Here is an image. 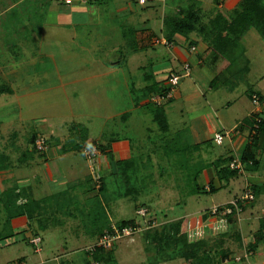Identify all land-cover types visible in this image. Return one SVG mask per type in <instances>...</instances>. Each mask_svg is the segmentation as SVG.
<instances>
[{
  "label": "rangeland",
  "instance_id": "obj_1",
  "mask_svg": "<svg viewBox=\"0 0 264 264\" xmlns=\"http://www.w3.org/2000/svg\"><path fill=\"white\" fill-rule=\"evenodd\" d=\"M202 1L205 12H203L201 4L195 0H174L173 3H176L177 6L182 3L184 8L188 4L199 8L202 10V12L200 11V22L206 23L208 21L206 15L209 13L207 6L212 0ZM157 5L160 7L154 8L159 10L158 16H161L164 4L157 2ZM98 8L97 10L96 6L93 9L92 15L95 17L93 16L91 23L81 27V30H77L76 39L67 41L61 37L62 35L67 37L75 32L72 27H68V30L63 32L64 34H56L55 37L48 32L44 34L45 37L41 41L42 47L34 50V52H41L42 48V52H47L46 49H52L57 52L59 64L60 61H65L64 64H60V72L63 74L61 75L62 81L59 82L60 86L51 77L53 72L49 71H46L45 74L47 81L35 79L32 82H27L21 69L19 73L15 72L12 75V66L9 61L13 56L4 57V55L1 58L0 154L4 153L8 156L10 167L0 176V264H93L84 255L83 249L93 243L96 235L106 228L107 221L104 213L106 218L112 216L113 221L117 223L122 220L136 219L145 225L148 219L139 215L135 208L147 207L150 208V211H155L156 218L161 220V223L159 222L156 226L161 227V224L177 220L180 217H192L194 220L199 212L211 208L214 204L230 201L229 199L233 195H239L242 191L241 187L245 180L243 176L238 175L232 177L230 181L225 179L228 183L223 181V186L215 192L205 190L196 195L192 193L195 185L204 186L206 183L203 169L209 167L208 164L214 160L213 158L218 153L225 154V148H231L232 145L228 139H225L224 144L219 145L213 137L212 148L215 151L203 154L205 151L196 150L191 145L195 140L187 134V129L193 123L198 125V121L196 118L193 119V115L196 116L199 110L202 111L204 107H212L213 110L207 114L206 126L210 128L211 133L216 130L220 131L223 129V124L218 122L216 115L222 118L224 115H228L227 119L232 125L237 122L236 119L242 118L252 109L250 98L253 92H259L264 96V34L254 27L244 34L237 48V52L241 56H236V67L232 65L231 68H227L229 61L223 59L222 66L225 70L223 72L229 77L230 83L228 82L224 86L222 84L216 90L207 91L206 96L202 93V86L194 79V74L185 76V70L180 66L177 67L175 72L180 75L179 86L184 97L174 103L176 104L175 109L169 111V117L173 130H183L179 132L180 136L175 139L174 143L166 141V139L171 140L174 137L171 135L166 137L164 141L166 145L162 146L163 141L157 140L158 146H154L156 141L152 138L147 139V135L150 133L147 127L152 123L151 120H146L145 123L139 122L136 136L134 133L124 130L121 113L118 112L130 113L134 111L130 108L132 102L127 91H129V83L135 81L138 84L137 82L141 81L142 72L138 70V67L134 68L132 63L130 66L129 61L127 64L125 63V55L131 51V48L120 42V36L117 37V31L114 30L116 20H119V17H113L114 4L110 0H105L100 2ZM91 30L92 36L89 35ZM162 33L167 38L165 26L163 32L158 30L160 38ZM10 35L5 32L2 36L5 48L9 43ZM60 42L63 43L60 44ZM116 46L120 51L117 49L115 53L107 52ZM154 49L153 60L156 64L147 67L154 70L160 69V75H162L160 77H164L168 73L167 66L171 52L161 43L156 44ZM5 51L7 52V50ZM140 51L144 52L140 57V62L146 65L147 57L152 51L147 53L146 50ZM10 52L16 54L15 50ZM97 58L110 60L116 64L117 86L110 87V89L108 87L107 92L102 94L107 97H100L99 92H95L101 89L94 87L95 83L89 85V82L78 78V75L83 71V65L88 63L85 60ZM28 83L38 86L34 87ZM97 83L102 86L108 82L101 79ZM13 84L14 93L11 94ZM30 87L33 88L30 90ZM106 101H110L111 104ZM215 110H219L221 114H216ZM138 112H133L135 117L138 116ZM83 125L89 127L87 133L92 138L98 139L97 143L107 142L109 137L118 136V134L123 136L125 133H128L127 137L132 138L133 143L137 141V136L143 141L135 146L134 155L128 164L127 162L121 165L118 163L110 175L106 176L104 172H101V178L98 181L93 178L89 180L88 178L90 174L92 177L93 172L88 166L90 164L84 156L79 154L77 148L73 147L77 139L80 137L84 139L85 134L87 135L85 130H82ZM210 130L206 132L207 135H210ZM35 132H42L50 138L52 143H55L53 145L60 148V154L72 157L71 163L76 161L77 167L83 166L79 176L86 173L81 186L78 183L77 186L70 187L67 191L64 189L63 194L60 191L61 195L53 193L55 197L48 201L50 206L47 215L36 214V210L32 209L31 204L36 205L38 200L30 197L28 191L37 182L35 176L42 179L45 187H48V193L58 192L57 188L60 190L66 188L67 183L61 184L49 178L47 179L50 181L45 180L44 171L47 165L43 162L38 164L40 157L32 147L31 137ZM156 133L153 136L156 137ZM247 134L248 132L245 130L243 135L247 137ZM101 136L102 138H100ZM64 149L66 153H62ZM260 149L263 150L261 156L264 159V146ZM200 153L201 155H199ZM30 156L32 159H29ZM73 157L78 159L74 160ZM64 160L59 162L62 163ZM66 163L68 161L65 160ZM95 163L94 171L99 169L100 161L97 160ZM199 170L201 172L196 176ZM94 174L97 175V172ZM74 176L67 180L79 182L80 178ZM194 176L196 177L194 178ZM3 178L8 182L3 183ZM254 180L259 183L257 178ZM14 184L18 186L17 191L20 190L22 196L16 204L21 205L28 201L32 216L24 213L10 219L7 200L10 198L11 192H14L12 189ZM35 186H39V183H36ZM114 201H116L115 204ZM254 202L259 209L264 206V191L256 195ZM112 205L119 208L117 213L111 211ZM246 207L249 208V202L246 203ZM249 210L247 209V211ZM261 215V212L253 213L252 220L250 219L251 221L247 225L252 226V223H256ZM244 220L247 218H242L239 221L243 223ZM154 228H146L133 237L118 241L112 258L110 256L109 261H104L101 264H188L184 257L166 259L161 257L155 248H152L149 236ZM229 229L230 227L227 225L224 232L227 234ZM77 231H85V238L77 237ZM213 231L215 230L211 229V234L205 237H211L207 240V248L212 257H222L219 244L226 246L229 242H233L231 238L229 239V235L222 237L223 231L220 234ZM252 231L254 232V229ZM12 232L17 233L11 235ZM36 233L43 236L40 252L35 251L34 246L30 244V239ZM241 233L246 237L248 235L243 232V228H241ZM243 234L241 235L243 236ZM232 239L239 241L235 238ZM243 242L245 243L244 240ZM146 247L150 250H147ZM236 255L243 256L244 247L234 254V256ZM166 256L167 254H165ZM230 264H264V253L257 251L249 258H244L240 262L233 261Z\"/></svg>",
  "mask_w": 264,
  "mask_h": 264
},
{
  "label": "crops",
  "instance_id": "obj_2",
  "mask_svg": "<svg viewBox=\"0 0 264 264\" xmlns=\"http://www.w3.org/2000/svg\"><path fill=\"white\" fill-rule=\"evenodd\" d=\"M101 1L104 2L105 0H73L71 4H66L61 0H0V64L2 61L1 58L4 55V57L11 55L13 57H11L9 63H11L12 66V75L15 74V72L16 74L19 73L21 69L27 82H32L35 79H42L40 81H47L48 79L45 77V74L46 71H49L51 73L53 72L51 77L53 78V80L55 79V82H57V85H59V82L62 81L61 75H63L62 72H60V64H64L65 61H60L59 64L57 52L52 51V49H46L47 52H42V48L41 52H34V50L42 47L41 41H43L45 37L44 34H47L48 32L50 34L52 33V36L55 37L56 34H64L63 32L67 31L68 27H72L75 32H72L67 37L63 35L61 37H64V39L67 41L76 39L75 36L78 33L77 30H81L86 24L91 23L94 16L92 15L93 9H95V7L97 6L98 10V5ZM195 1L199 2V4H201V6L203 7L202 0ZM240 1L241 0H212L207 6L209 7V13H207L208 15H206L207 19L209 20V18L214 17L218 12H231L235 7L238 6ZM110 2L114 4L113 17H119V20H116V27L114 28V30L117 31V37L120 36V42H122V44L124 43L125 46H129L131 48V51L125 55V63L127 64L129 61L130 66L132 63V65H134V68L138 67V70H141L142 72L141 81H138V84H136L135 81L129 83V91H127L132 102L130 108H132L135 112L139 111L137 114L138 116H134V111L130 113H122V111L118 112L121 113V120H123L125 128L124 130L132 132L136 136V132L139 130V122L142 121L143 123H145L146 120H151L152 123L147 127L150 132L149 135H147V139L152 138L154 141H156L154 146H158L157 142L159 140H162L163 144L161 145L163 146L164 144L166 145V142H164L166 137L168 138L172 135L174 137H172L171 140L166 139V141L167 143H174L175 139L180 136L179 132H181L183 129L173 130V126L170 123L169 111H174L176 105L174 103L184 97L183 93L181 92V88L178 85L176 90L177 92L175 91L174 97L167 100V102L162 104V106L158 109L162 110L165 113L167 119L168 128L165 132L161 130L155 120L156 109L158 108V106L151 102L150 94L152 91L148 92V90L154 84H156L154 88L160 90V85L164 84V79L170 74V72H175L177 67H182V64L184 62H190L193 71L192 73L194 74V79L200 84V86H202V93L206 96L207 91L216 90L211 87V82L221 71H223V57L216 55L209 43L202 37L197 35L195 32H192L186 36L177 33L173 36L172 39H167L162 33V37L160 38L158 30L163 32L165 26L163 24L165 16L167 17L170 13L181 9V7L184 6L182 3L179 4L180 6H177L176 3H173L174 0H149L144 5L139 4L138 0H110ZM157 2H159L160 4L162 2V4H164L163 9L161 10V16H158L159 10H156V8H154L156 6L160 7L159 5H157ZM188 6L189 4L186 7ZM202 10L203 12H205L204 7ZM5 32L11 34V38H8L9 43L8 45L6 44V48L4 39L2 37ZM89 35L92 36V30L89 32ZM163 38H166L171 42V45H166L161 42L162 45L170 50L171 58H167L169 60V67L167 66V75H164V77H160L162 76L160 75V69H148L147 66L150 65L152 67L154 66V64H156L153 60V52L155 53L153 49L155 48L156 44L159 43L157 40ZM61 43L63 42H60V44ZM192 45L196 46V51H190ZM5 50H7V52ZM12 50H15L16 54L10 52ZM115 50L120 51L118 46H116L115 48H113V50L110 49L107 50V52L109 54L110 52L115 53ZM140 50H146V53L152 51L147 57L148 60L146 62V65L140 62V57H142V53H144ZM85 62L88 63L86 65H83V71L78 75V78L83 79L84 82H89V85L95 83V85H93L94 87L101 88L99 91L97 90L95 92H99L98 94L100 97H107V95L102 94L104 92H107L108 87L110 89V87L115 88V86H117V81L115 78V62L112 63L113 61L100 58L85 60ZM46 65L48 68L46 67ZM16 66L18 67L16 68ZM101 79L108 83H104L102 84V86H99L97 82ZM28 84L34 87L38 86L33 85L32 83ZM32 88L33 87H30V90ZM12 90L14 93V84L12 85ZM106 102L111 104L110 101ZM168 106H170V108H168ZM211 110H213L212 107H204L202 111L200 109L196 116L193 115V119H197L198 125L197 123H193L189 125V128L187 129V134L190 136V138L195 140L191 143V145H193V148L196 150L200 149V151L202 152L205 151L203 154L207 153L208 151H215L212 148V144H214L213 137L218 131L216 130L211 133L210 128L206 126L207 114ZM252 110L253 107L242 118L236 119L237 122L232 125H230L229 119H227L229 117L228 115H224L223 118L218 117L217 115L216 117L218 119V122L223 124V129H229L234 127L242 119L250 115ZM215 113H219V110H215ZM83 127L85 126L83 125ZM86 127L85 132L87 133L89 132V127H87V129ZM208 130H210V135H207L208 133H206ZM155 133L156 137L153 136ZM127 134L128 133H125V135L123 136L119 134L118 136H111L107 139V142L101 143L102 145H106V148L105 150H102L101 155L98 157V160L100 161L99 170L100 172H104L106 176L110 175L111 172L118 166V161L130 160V158L134 155L135 146L138 145V143L141 144L143 141L139 138V136H137V141L133 143L132 138L127 137ZM102 136L100 138H102ZM85 137L86 139L84 142L82 137L77 139L76 142H81L82 145H84L85 143L97 142L96 140H98L89 136V133H87V135L85 134ZM246 142L247 137L242 133L235 135L233 140L230 142L232 145L230 146L231 148H225V155L229 154L230 151H232L233 153L235 151H239V149L244 147ZM59 150L60 148L57 145H52L49 154L47 156H41L39 158L40 163L38 164L40 165L43 162L47 165L45 166L44 171L46 178L45 180L52 179V181H58L61 184L67 183V186L66 188H62L61 190L60 188H57L59 190L58 192L52 191L48 193V187H45L42 179H39V176H35V178L37 179L36 183H39V186H35L36 183H34V185L30 187L28 192L31 195L30 197H32L34 200H38V203H36V205L31 204L33 207L32 209L36 210V214L42 213L43 215H47V210L50 206V204H48V201L51 198L55 197L53 193L58 195L61 191V194H63L64 189L65 191H67V189H69L70 187L77 186L78 183L81 186V182L84 181L83 177L86 173L79 176L83 166L81 168L79 166L77 167L76 161L71 163L70 160L72 157H65L64 154H60ZM62 153H66V151H63ZM79 154L83 156L80 151ZM199 155H201V153ZM219 156H223V153H218V155L213 159L215 160ZM64 159L68 161V163L65 164ZM73 159L77 160L78 158L73 157ZM61 160L64 161L61 163L59 162ZM210 163L207 169H203L204 176L206 177V183L204 185L208 186V184H211L218 189L223 186V181L227 182L232 178L227 181L225 179L223 180V178H219L215 168L211 167ZM88 166L90 168V165ZM73 175H75L74 177L78 176L80 178L79 182L75 180H67L71 176L73 177ZM255 178H257V181H259V183L256 182L258 184V187L260 188L259 193L263 192L264 174H258ZM88 179H92L91 174ZM41 185L42 187H40ZM235 195H233V197ZM115 202L116 201H114L113 203L115 204ZM255 202L249 205L248 209L250 210L247 211V220H244V222L240 225L241 228H243V232L248 233L247 237L242 233L245 243L242 240L241 242L234 241L232 239L234 237L230 236L229 239L231 238L233 243L229 242L228 245L224 246V249L229 251L230 254L234 255L241 249V247H244L245 244H250L252 242L255 243L256 252L261 251L264 253V230L259 231L261 220L258 219L257 222L252 223V226L250 227L247 225L252 220L251 215L253 213L255 214L258 212H262L261 210L264 208V206L261 207L259 205L261 207L259 209L258 205ZM107 208L106 210H108ZM117 209L119 208H117L115 205H112L111 211H113V213H117ZM109 214L111 215V213ZM103 215L105 216V219L107 221L106 225L109 224V221L114 222L112 216L106 218L105 213ZM252 229H254V232L252 231ZM43 230L45 231L46 229ZM15 233L17 232H12V234ZM76 234L77 237H82L84 239V235L86 233L85 231H77Z\"/></svg>",
  "mask_w": 264,
  "mask_h": 264
},
{
  "label": "trees",
  "instance_id": "obj_3",
  "mask_svg": "<svg viewBox=\"0 0 264 264\" xmlns=\"http://www.w3.org/2000/svg\"><path fill=\"white\" fill-rule=\"evenodd\" d=\"M183 7L184 6H182L181 9H178L175 12L170 13L167 17L165 16L163 24L166 27L167 38L172 39L173 36L177 33L186 36L192 32H195L197 35H199L200 37H202L205 41L209 43V45L212 47L216 55L223 57V59H226L227 61H229V64H228L229 66L227 68H231L232 65L236 67V63H237L236 56H239V57L241 56V54L237 52L238 44L240 43V40L242 39L244 34L250 28L252 27L257 28L260 33L264 34V3H263V0H241L238 6L235 7L231 12H218L214 17L209 18V20L206 23L200 22V16H201L200 11L202 12V10L195 7L194 5H189L186 8H183ZM223 71H221L212 80L211 82L212 88L217 89L219 88V86H222V84L224 86L230 81L229 77L226 76V73ZM168 76L164 79V84L160 85L161 86L160 90L157 88H154L156 84L150 87V89L148 90V92L152 91L150 96L152 94L165 93L168 91L169 89V85L167 84ZM10 93L11 94L13 93L12 89ZM253 93L259 94L261 98L264 99V96H262L259 92H253ZM156 106H158V108L156 109L155 120L158 123L161 130L165 132L166 129L168 128L165 113L162 110H158L161 107V105H156ZM255 115L256 114H253L251 112L250 115L242 119L236 125L240 133L244 134L245 130L248 132L247 142L244 145V147L239 149V151H235L234 153L230 151L229 154H226V155L223 154V156H219L217 159L213 160L210 163V166L215 168L216 173L219 178H223V180L224 179L229 180L234 176L241 175L238 169L236 168L232 169L230 166V163L236 157H239L240 161L243 163L244 169H246L247 172H252L254 175L256 174V176L258 174H262V173L264 174V166H263L264 162L261 156V153L263 150L260 149L262 146H264V114L263 116H261L262 121L259 124V128L255 132H253L254 123L256 122ZM82 130H85V128L83 127ZM222 130L224 131V129ZM222 130L218 132L223 133ZM39 139L43 140L42 148H39L37 145V140ZM85 139L86 137L83 139V142L85 141ZM225 139H228V138L225 137ZM31 141H32V147L37 152L39 157L47 156L49 154V151L51 150L52 145L55 144V143H52L51 139L46 137L45 134H43L42 132H37V133L35 132L31 137ZM89 144H96L100 148L101 153H102V150H105L106 148V145H102L101 143H97V142L85 143L84 145H82L81 142L80 143L76 142L73 147L75 149L77 148V150L80 151V153L84 156L82 152V148ZM63 151H66V150L64 149ZM30 157L31 158L29 159H32V156ZM29 159H27V161H29ZM128 161L129 160H126V161L121 160V161H118V163L119 165L123 163L125 164V162H127L128 164ZM9 167H10V164L8 162V156L4 153H1L0 154V176ZM200 172L201 170L197 172L196 176H198ZM98 173L101 175L100 170H98ZM196 176H194V178ZM2 181L3 183L8 182V180H6L5 178H3ZM17 187L18 186L14 184V188L12 187L14 192H11V196L9 195L10 198L7 200V207L9 208V215L11 216L10 219L13 216L24 214V213H28L29 216H32L30 215V213L32 212L30 210V204H28V201L22 203L21 205L16 204L17 201L22 197L20 194V190L17 191L18 189ZM252 187H253L255 194L257 195L260 191L258 184L254 182ZM205 190L210 191V192H215L217 188L211 184H208V186L207 185H204V186L195 185L194 189H192V193L196 195L197 193L203 192ZM243 190L244 188L242 187L241 193L243 192ZM241 193L239 195H235L231 199L239 197ZM252 203H254V201L252 202L250 201L249 205ZM221 204L227 205L228 201L225 203H221ZM214 205H217V204H214ZM242 208L243 209L241 212V217L245 218L246 212L248 209L246 207V203L243 204ZM137 210H138V207L135 208L136 212ZM261 213L262 215L259 219L261 220L259 231L264 230V220H263L264 213L263 212ZM227 217H228V225L230 229L229 231H227V234L226 232H223L222 237L223 235L225 236L229 235L239 240L240 242L241 240L243 241L244 237L241 235L242 233H241V226H240L242 223H240V221L238 220L236 211L234 210V212L232 214H228ZM146 218L148 219V222L151 225H152L153 220H157L158 222L161 223V220L159 218H156L155 211L154 210L150 211V208L148 209ZM185 220L186 218L180 217L177 220L174 219L170 222L161 224L162 225V226L160 225L161 227H157L156 225L148 227V228L155 227L154 230H152L150 233L149 243L152 246V248H155V250L157 251V253L161 255V257L166 258V259H170V258L172 259V258L181 256V257H184L188 261V264H221L224 258L233 256V254H230L229 251L224 249V246L219 244L218 247H220V252H221L220 255H222V257L221 256L212 257L211 254L209 253V249L207 248L208 247L207 240H209L211 237L202 238V239L194 240L190 242L188 240L187 235L182 232L185 226ZM111 223L112 222L109 221V224L106 226V228L100 231L98 236L96 235V239L93 242H95L97 238L100 235H102L104 232L110 230ZM115 223L118 226L123 227L129 224H136L137 220L136 219L122 220L118 223L117 222ZM10 234L12 235V233ZM34 236H40L43 241V236L40 233H36ZM30 244L34 246L33 243L30 242ZM247 245L249 248H251L256 253L255 243L252 242ZM114 248L115 246L112 249L106 250V249L96 246L93 251H87L84 248L83 252L85 253L84 255L93 264H96V262H99V264H101L104 261L106 262L109 261L110 256L112 258ZM146 249L150 250L148 247H146ZM34 250H35V246H34ZM165 254H167L166 257H165Z\"/></svg>",
  "mask_w": 264,
  "mask_h": 264
},
{
  "label": "built area",
  "instance_id": "obj_4",
  "mask_svg": "<svg viewBox=\"0 0 264 264\" xmlns=\"http://www.w3.org/2000/svg\"><path fill=\"white\" fill-rule=\"evenodd\" d=\"M66 4H71L73 0H61ZM149 0H138L139 4H146ZM159 43H164L166 45H171V42L168 41L166 38L157 40ZM197 48L195 45H192L190 48V51H196ZM182 68L185 70V76H190L192 73V66L190 62H184L182 64ZM180 75L176 72H170L168 76V82L169 89L165 93H156L152 94L150 96V100L156 104V105H162L165 101L171 99L175 95V91L177 90V87L180 82ZM251 102L253 105L252 113L255 115L256 122L254 123V129L253 132H255L259 128V124L262 121L261 116H263L264 113V99L261 98V96L257 93H252L251 95ZM240 131L237 129V126L235 125L232 128L224 129L223 133H216L214 136V140L218 144H222L224 142L225 137H227L230 141L232 138L239 134ZM43 140L39 139L37 140V145L39 148L43 147ZM82 152L90 164V168L92 172V178L95 179V181H98V179L101 178L100 174L98 173V168L96 171H94V165L95 162L98 160V157L101 155V150L96 144H89L82 148ZM230 166L232 169L236 168L239 170V173L244 177V190L241 193V195L237 198L231 199L228 201V204L224 205H213L211 208L204 209L202 212H199L196 214L195 219L193 220L192 217L186 218L185 220V226L183 228V233L187 235L190 241L199 240L202 238H205L208 234H211V229L215 230L216 232H221L226 229V226L228 225V214H232L234 210L237 213L238 220H241V212H242V206L243 204L247 202H252L256 199V194L253 190V183L255 182L254 178L256 174L254 175L252 172H247L246 169L243 167V163L240 161L239 157H236L232 160L230 163ZM97 172V175L94 174ZM231 204V205H230ZM148 212L147 207H142L137 210V213L141 215L142 217H146ZM264 213V209L262 211ZM159 222L157 220L152 221V225L148 222L145 225H142L140 222L137 221L136 224H129L123 227L118 226L115 222H112L110 224V230L104 232L102 235H100L95 242L90 244L85 248L87 251H93L96 246L103 248V249H112L115 244L125 238H130L138 234V232H142L144 229L157 225ZM30 242L34 244L35 251L40 252L42 250L41 242L42 239L40 236H34L30 239ZM254 251L248 247L247 244L244 245V255H236L232 257H226L223 259L222 264H230L231 262H240L244 258H249L250 256L254 255ZM96 264H99V262H96Z\"/></svg>",
  "mask_w": 264,
  "mask_h": 264
},
{
  "label": "clouds",
  "instance_id": "obj_5",
  "mask_svg": "<svg viewBox=\"0 0 264 264\" xmlns=\"http://www.w3.org/2000/svg\"><path fill=\"white\" fill-rule=\"evenodd\" d=\"M264 209V208H263ZM263 209H262V211H263Z\"/></svg>",
  "mask_w": 264,
  "mask_h": 264
}]
</instances>
